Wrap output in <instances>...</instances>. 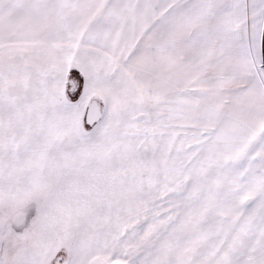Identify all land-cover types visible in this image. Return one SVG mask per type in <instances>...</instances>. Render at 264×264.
I'll return each instance as SVG.
<instances>
[{
    "label": "snow or ice",
    "instance_id": "snow-or-ice-1",
    "mask_svg": "<svg viewBox=\"0 0 264 264\" xmlns=\"http://www.w3.org/2000/svg\"><path fill=\"white\" fill-rule=\"evenodd\" d=\"M0 264H264V0H0Z\"/></svg>",
    "mask_w": 264,
    "mask_h": 264
}]
</instances>
